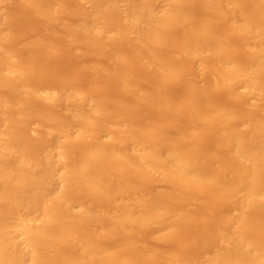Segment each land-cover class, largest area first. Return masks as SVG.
I'll use <instances>...</instances> for the list:
<instances>
[{"label":"bare ground","instance_id":"6f19581e","mask_svg":"<svg viewBox=\"0 0 264 264\" xmlns=\"http://www.w3.org/2000/svg\"><path fill=\"white\" fill-rule=\"evenodd\" d=\"M0 264H264V0H0Z\"/></svg>","mask_w":264,"mask_h":264},{"label":"rangeland","instance_id":"374dc122","mask_svg":"<svg viewBox=\"0 0 264 264\" xmlns=\"http://www.w3.org/2000/svg\"><path fill=\"white\" fill-rule=\"evenodd\" d=\"M52 88H45L44 91H50Z\"/></svg>","mask_w":264,"mask_h":264}]
</instances>
